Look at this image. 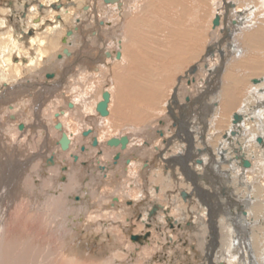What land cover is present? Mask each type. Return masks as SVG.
I'll return each mask as SVG.
<instances>
[{
	"label": "bare ground",
	"instance_id": "bare-ground-1",
	"mask_svg": "<svg viewBox=\"0 0 264 264\" xmlns=\"http://www.w3.org/2000/svg\"><path fill=\"white\" fill-rule=\"evenodd\" d=\"M50 1L45 0L44 3L41 1L44 7L43 15L37 14L36 9L32 10L34 13L30 16V22L35 19L37 22L35 24L38 25L44 21ZM112 1L58 0L56 4L53 3L55 5H50L62 18L60 20L56 15V21L62 24L65 17L74 11L72 15L75 17H68L74 21L73 29L65 33L63 29L59 30V23L56 27L51 26L45 30L42 27L44 31L40 30V33L29 38L25 45L26 42L18 41L17 37L13 36L9 41H5L0 36V85L3 81L11 82L6 83L3 90L12 84L29 79V76L34 74L32 72L39 69V65L47 64L48 60L50 62L60 50L68 49L69 53L63 58L71 57L74 47L77 49L76 46L80 47L79 51L83 50L86 54L83 59L84 67H78L74 74H68L69 63L64 69L61 67L65 64L56 61L52 62L51 67L42 68L45 73L48 71L51 73L46 75L50 81L45 79L40 81L36 76L29 79L30 84L34 81L39 82V86L45 87L44 89L50 86L52 91L49 95H45V92H36L39 94L36 95L32 91L30 93L34 101L15 94L2 96L0 92V131L6 125L16 127V134L9 133L11 138L5 135L11 146H16L14 142L16 139L17 143H23L24 140L25 144L29 143L27 139L31 131L25 124L30 121L23 109H29V103L33 110H41L42 107L44 110L51 104L46 113L43 111L50 123L42 121L43 131L35 132V137L30 138L31 146L28 150L31 152L30 157L24 158L29 161L33 157L38 159L33 167L38 173H42L44 185L40 187L30 183L28 188L19 189L21 184L19 171L21 169L22 172L25 171L26 166H20L21 161L14 156L11 161L16 162L15 169L18 174L14 177L12 175V180L6 181L3 170L6 167L10 168L8 157L0 161V264H75L77 259L69 257L70 250L66 246L64 233L70 226L69 198L71 201L73 193L77 192L78 186L85 180L82 186L86 185L88 189L94 186L98 188L97 191L103 189V198L115 197L119 202L123 199V193L119 197L113 196L117 193L113 189L127 192L132 198V204L124 210L129 211L133 218L134 231L144 230L147 213L153 204L156 208L151 211L150 217H147V221L151 223L150 232L154 229L152 223L154 219L163 222L164 226L167 224V217L173 222L172 228H176L171 233L160 230L162 236L155 237L162 245L170 241L169 251L167 247L157 248L155 245L153 248L146 247L147 244L142 242V246L138 247L141 256L151 255L157 250L156 257L162 259L161 261L165 260L164 264L170 263L168 260L173 253L171 246L179 247L178 239L183 241L188 239L189 245L194 241L192 246L197 248L193 249L194 255L198 249H203V252L205 249L208 250L211 255L209 264H264V0H193L195 3L190 0L191 5L187 3L182 7L179 0ZM84 5L88 6L87 11L78 10L81 17L76 16L75 8ZM71 7L74 10L71 11ZM163 7L165 12L169 10L170 13L182 12L177 15L175 12L169 15L162 14ZM188 7L195 13L189 22L193 24L190 27L183 26L187 20L182 23L180 19V14L184 18L187 17ZM155 14L159 18H156ZM216 16L219 21L214 25L213 20ZM124 19L129 20L123 27ZM41 25L43 26V23ZM118 29L125 32L117 33ZM75 40H78L77 43ZM205 49L207 53L204 52ZM90 51H93L95 58H90ZM117 53H120L119 57ZM146 53L157 56L161 53L163 56L161 70H155L157 71L155 82L148 80L146 75L147 68L144 67L146 61L144 62L141 57ZM183 61L194 64L179 78L177 77L175 92L179 89L185 101L193 104L192 99L198 97L207 85L213 82V88L210 90L211 95L202 94L204 100L200 103L197 101L194 107V112L196 109L197 112L189 122L192 123L191 128L195 135L187 141L188 148L180 145L169 158L174 160V156L178 154L183 156L191 149V152H196V157L201 159V163L196 166L197 158L192 160L191 154L188 160L193 166L189 167L195 173L191 177L184 176V179L180 177L179 184L172 183L168 172L165 175L159 166L155 171L148 172L142 184L139 180L140 175L137 177L136 173L140 172V166L144 161L148 165L151 157L149 155L153 154L154 150L161 151V145L155 143V138L160 136L159 133L162 132L163 139L167 137V125L159 116L165 118L163 110L170 108L166 97L174 80L167 84L164 73L169 72L168 67L182 72ZM67 91L70 92L69 96L66 94ZM104 92L109 94L106 115L97 109L98 103L103 100ZM53 97L56 99L52 100ZM176 112L178 116L179 113ZM207 113L210 117L209 122L206 120ZM155 116L159 117L156 122L165 125L163 128L153 122ZM176 122V125L178 122L181 123L180 116ZM30 123L33 127L32 120ZM56 123L61 124L60 128L56 127ZM88 127H91V133L83 136L82 132ZM32 130H35V126ZM62 134L70 141L65 150L59 143ZM19 135L25 137L17 138ZM123 137L127 138L124 146L120 142ZM35 138L39 140L37 143L34 142ZM93 138L96 141L93 142L95 145L91 144ZM115 138L119 140L117 145L107 143L108 140ZM190 141L196 143L192 148ZM24 143L18 145L23 146ZM229 145H233L235 153ZM51 157L53 162L48 163L49 167L46 170L39 168L40 164L44 165ZM239 159L243 161L242 166L247 169L239 166ZM244 160L248 161L249 166L244 164ZM208 174L211 177L218 174L222 178V181L219 180L222 185L230 186L227 190L232 201H236L235 208L239 202L243 203L242 209L239 208L237 211L235 208L230 211L227 206L224 210L218 208L220 215L216 217L219 221L217 226L214 224L210 209L212 206L213 209L221 207L225 203L217 196L215 188L213 192L205 190V185L210 187V184H214V181L211 183L208 181L210 178ZM14 178H18L17 181L14 182ZM108 178H111L110 182ZM59 179L67 181L60 183ZM196 181L198 182L195 183ZM38 189L41 190L42 203L39 202L36 193ZM164 191L169 195L165 196ZM180 191H183L180 194L182 198L189 194L185 199H191L195 192L199 197L200 203L194 201L190 208L192 210L190 221L195 227L193 230L178 227L180 221L186 217V215L183 217L185 206L179 198ZM84 192L86 193L85 189ZM86 196L85 199L82 198L83 204L89 206L90 195ZM80 199L79 196L76 200ZM149 203L151 204L146 207ZM201 203L204 204L203 208H200ZM16 204H19L16 207L19 211H16L17 215L24 212L25 225L28 221L32 224L39 221L44 229L51 230L59 236L58 253H54L50 242L42 245L35 241L36 238L32 234L11 233L13 231L6 223V219ZM77 205L80 209L85 206L79 202ZM74 209L78 211L77 206ZM242 210H245L246 214L239 216L238 212L241 213ZM15 213L14 223L18 219ZM140 213H143L142 220L136 219V215ZM81 225L79 224V228ZM23 227L22 230H25V226ZM206 236L208 247H205ZM197 254L201 259L202 252L200 255ZM110 256L121 257L115 251H112ZM141 256L137 264L144 262Z\"/></svg>",
	"mask_w": 264,
	"mask_h": 264
},
{
	"label": "rangeland",
	"instance_id": "rangeland-1",
	"mask_svg": "<svg viewBox=\"0 0 264 264\" xmlns=\"http://www.w3.org/2000/svg\"><path fill=\"white\" fill-rule=\"evenodd\" d=\"M25 1V0H24ZM24 1L22 2V4H21V6L23 7V4H24ZM33 1V2H32ZM36 2H34V0H26L25 2H26V4H25V9H27V3L29 2L30 3V5L28 6V9H27V17L25 18V20H24V17H22V16H20V18L19 19H21V21H20V24L22 25V30H26V28H25V25H26V27L27 26H29L31 23H33V24H35V23H37L36 22V20H34V21H32V22H29L30 20V16H31V14H33L34 12H32V10H35L36 9V13H38V14H40L39 12H40V10H39V4L40 3H38V0H35ZM40 1V0H39ZM43 3H44V1L45 0H41ZM183 1V2H182ZM193 1V0H192ZM9 2V0H0V20L1 19H4V20H1L0 21V36H1V39L3 40H5V41H9L10 39H11V37H13L14 36V38L15 37H17V34L18 35H20L21 37H23V39L22 40H20V39H18V41H20V42H22V43H24V42H26V43H24V45L25 44H27V41H28V38L24 35V34H20V33H16L14 30V23H15V16H14V14H15V12H18V11H14L15 9H13V7L11 8V5H13V4H9L8 3ZM56 2H58V0H51L50 2H49V4L50 3H55L56 4ZM185 2V3H184ZM183 3V4H182ZM187 3L188 4H192L191 3V1L189 0H179V4H181V7L183 6V5H187ZM193 3H195L194 1H193ZM36 4H38L37 6H36ZM68 6H69V4H68ZM4 7V8H3ZM21 7V8H22ZM83 8L84 7H77V8H75V10H76V12H75V14H76V16H80L81 17V11H83ZM164 8L165 7H163L162 8V14H167V15H169V14H173L174 12L176 13V15L177 14H179V13H181L182 11H179V12H177V11H173L172 13H170V10L169 11H166L165 12V10H164ZM190 7H188L187 8V13H188V15H187V17L186 18H184L181 14H180V19L182 20V23H183V21L184 20H187V21H185L184 22V24H183V26H188V27H190L191 25H193L192 23H189L190 21H191V19H192V17L194 16V10L193 9H189ZM3 11H2V10ZM81 9V10H80ZM13 10V11H12ZM70 10L72 11V10H74V8H70ZM80 12H79V11ZM192 10H193V12H192ZM7 11V12H6ZM55 12V13H54ZM58 12V11H57ZM70 12V11H69ZM78 12V13H77ZM191 12V13H190ZM6 13V14H5ZM186 13V14H187ZM194 13V14H193ZM9 14H12V16H11V18H12V20H10V17H9ZM42 15H43V13H41ZM55 14H56V10L55 9H52L51 8V6L50 5H48V13H46V15H45V19H43L44 21H42L41 23H38V25L37 24H35V25H37V27L35 26V25H33V24H31V28H34L35 30H36V32L35 33H40V30L42 31L43 29L45 30V29H48V28H50V26L51 25H54L53 23L54 22H57L56 21V19H55ZM59 13H57V15H58ZM72 14H74V11H72ZM72 14H70L69 13V16H67V17H65V19H64V23L62 22V24H60L59 22H57V23H59V30H65L66 29V27H67V25H68V28L67 29H70L72 26H73V22L74 21H71L68 17H72V18H74L75 17V15H72ZM190 15H192V16H190ZM62 16H64V15H62ZM74 16V17H73ZM2 17V18H1ZM70 17V18H71ZM155 17L156 18H159L158 17V15L156 16V14H155ZM49 19V21H47ZM129 19H124L123 20V27L125 26V24L127 23V21H128ZM189 20V21H188ZM43 23V26L41 25ZM90 23V22H89ZM187 24V25H186ZM3 25V26H2ZM43 27V29H41ZM56 27V26H55ZM23 28H25V29H23ZM5 29V30H4ZM39 30V31H38ZM43 30V31H44ZM53 31H55L54 29H52ZM51 30V31H52ZM5 31L6 32H8V33H5ZM118 31H119V33L120 32H125V30H123L122 31V29H118V30H116V32L118 33ZM10 33V34H9ZM85 33H87L86 31H85ZM89 34H91V33H89ZM9 36V39H7L8 38V36ZM11 35V36H10ZM92 36V35H91ZM32 37H34V36H32ZM78 41V40H77ZM77 41L75 40V42L77 43ZM7 43H10V42H7ZM64 46V45H63ZM208 49V48H207ZM207 49H205V53H207ZM62 53V50H60L58 53H56V55H55V57H52L51 58V60H50V62H49V60L46 62L47 64H41V65H39L40 67H39V69L37 70H32L33 72L32 73H34V74H32V75H30L29 76V79H31V78H34L35 76L38 78V79H40V80H42V79H45L46 78V76H45V74H47V73H45L46 71H44L42 68L43 67H45V66H49V67H51L52 66V62H56V61H63V56H59V54H61ZM6 54V53H5ZM7 57V56H6ZM69 57V56H68ZM141 57L143 58V60H144V62H145V64H144V67H145V69H146V75H147V78H148V80H150L151 82H155L157 79V71H159V70H161V68H162V65H163V61H162V59H163V56H162V54L160 53V55H151V53H146V54H144V55H141ZM144 57H146V58H144ZM160 57V58H159ZM67 58V57H66ZM160 59V60H159ZM13 60V59H12ZM68 60V59H67ZM157 60V61H156ZM151 63H150V62ZM66 62V61H65ZM185 61H183V63H184ZM191 63V62H190ZM190 63H184L183 64V71L182 72H179V71H175V69L173 68V67H168L167 69L169 70V72L168 73H164V75L166 76L165 78H166V83L168 84V83H172L173 82V80H174V83H172V85H170V92H169V95L166 97L168 100V102L167 103H169L168 104V106H172L171 107V109H170V111H168V109L169 108H166L165 110H163V112H164V114H165V118L166 119H164V120H168V123H166V124H168V127H170V131L171 130H175L177 127H180L182 130H180V133H179V137L177 138V140L175 141H173V143L174 144H170V148L172 149L170 152L169 151H167L163 146H164V142H162V141H166L165 139H163L162 138V136H158V134L156 135V136H158V137H156L155 138V143L156 144H158V145H161L160 146V149H161V151H159V152H161V154L162 155H164V156H170L171 155V153H172V151L174 152L175 150H178V147L180 146V145H184L185 146V148H188V144H187V139L189 138H191V137H193L194 135H195V133H193V132H190V130L192 129L191 128V124L192 123H190L189 122V120L191 121L192 119V117H194V115H195V113L197 112V109H196V112H194V107L196 106V103H197V101H199V103L200 102H202L203 100H204V96L202 95V94H204V95H206V96H210L211 95V89L213 88V86H212V83H210L209 85H207L206 86V88L201 92V94H199L198 95V97H195V98H193L192 100H194V103L193 104H190L189 103V101H185V98L181 95V93H180V90L179 89H176V92L174 91L175 90V88L177 87V84H178V79H177V77L179 78V76H181L185 71H187L189 68H190V66L192 67V65L194 64L193 62L190 64ZM162 64V65H161ZM188 64V65H187ZM158 66V67H157ZM155 70H157V71H155ZM177 72V73H176ZM44 74V75H43ZM176 76V77H173V76ZM42 76H44V77H42ZM170 77V78H169ZM169 78V79H168ZM12 82H13V80H12ZM251 82H253V80L251 81ZM4 83H11V82H7V81H3L2 83H1V85L3 86V85H5ZM1 85H0V88H1ZM189 86V85H188ZM70 88H72L73 89V86H71ZM177 94H175V93ZM204 92V93H203ZM211 92V93H210ZM61 93H63V92H61ZM69 93L70 92H66V94L69 96ZM207 93V94H206ZM173 94V95H172ZM174 94H175V96H174ZM55 97V96H54ZM52 98V100H55L56 98ZM179 100H181V101H179ZM196 101V102H195ZM180 102V103H179ZM40 103V102H39ZM41 103H42V101H41ZM182 103V104H181ZM174 104H176V105H174ZM48 105V104H47ZM46 105V106H47ZM45 106V107H46ZM51 106V104L49 105V106H47L46 107V109L47 108H49ZM44 107V108H45ZM174 107V108H173ZM30 108L33 110V108L32 107H30V103H29V109H23V111H24V113H25V115L28 117V119H29V121L31 122V120L33 121V127L35 126V130H32V125H31V123L30 122H28V124L26 123L25 125H27V127H28V129L31 131V133L29 134L30 135V137H29V139H27V141H29V143H31L30 142V140L32 139V136H34L35 137V132H37L38 131V133H41L42 131H43V124H42V121L43 122H48V124L50 123V121H47V119L45 118V113L47 112V110L46 109H44V110H42L43 109V107L41 108V110H36V111H34V112H30ZM178 111V113H179V115L178 116H181V123H179L178 122V124H180L179 126H171V125H169L170 124V122H174V121H176V120H178V116L176 115V111ZM45 113H44V112ZM201 111V110H200ZM43 112V113H42ZM161 114V113H160ZM191 114V115H190ZM167 115V116H166ZM25 116V117H26ZM158 116H155V119L153 118V122H156V120H158L159 119V117L162 119V117H161V115L157 118ZM207 118L208 119H206L208 122H209V113H207ZM163 120V121H164ZM57 124V123H56ZM55 124V125H56ZM88 124L90 125V123L88 122ZM155 124H160V126H162V127H164V125H163V123L161 124L160 122H156ZM165 124V125H166ZM9 125V124H8ZM22 124H19V126H21ZM18 126V127H19ZM88 128H90V127H88ZM186 129H187V131H186ZM190 129V130H189ZM11 130V131H10ZM16 127H7V125L5 126V128H2L1 129V131H0V161L2 162V160L4 159L5 160V158L6 157H8V160H9V162H8V166L10 167V168H8V167H6V169H4L3 171H4V174H5V177L4 178H6V181H10V180H12V175H13V177L15 176V175H17L18 174V172H17V170L15 169V164H16V162H14V161H11L13 158H14V156L15 157H18L17 159L19 160V161H21L20 162V166H26L25 167V171H23L22 172V169L19 171L20 172V182H21V184L19 185L20 186V188L19 189H21V188H23V189H25V188H28V186L30 185V183H33L34 184V186L36 185V186H40V187H42L43 185H44V178L42 177V173H38V171L35 169V167H33V165L35 164V161L36 160H38V159H34V157L32 158V160L31 161H29V160H25L24 158L25 157H30V153L31 152H29L28 150H29V147L31 146L28 142H26V144L24 143V141H23V143H24V145L22 146V145H18V143H21V144H23L22 142H16L17 141V139H16V141H14L15 143H16V146H11V144H9V141H7V138H8V136L10 137L11 135V133L12 132H15V134H16ZM10 133V134H9ZM185 133H187V134H185ZM206 133V132H205ZM5 135H7V138H6V136ZM21 136H24L25 137V135H19V136H16L17 138L19 137V138H24V137H21ZM37 137V136H36ZM11 138V137H10ZM31 138V139H30ZM162 139V140H161ZM200 139V138H199ZM13 140H15V139H13ZM37 138H35L34 139V142H36L37 143ZM161 140V141H160ZM39 141V140H38ZM157 141V142H156ZM159 141V142H158ZM209 142V141H208ZM160 143V144H159ZM194 144H196L195 142H194ZM232 147V150H233V152L235 153V148L233 147V145L232 146H230L229 145V148H231ZM3 148V149H2ZM24 148H26V149H24ZM163 148V149H162ZM156 149V148H155ZM180 149V148H179ZM2 150V151H1ZM8 150V151H7ZM12 150V151H11ZM53 151H55L54 149H53ZM57 153V152H56ZM184 155V154H183ZM3 156V157H2ZM160 156V157H159ZM156 155V157L154 156V160H153V162H157V160L159 161L160 160V158H161V155ZM185 156V155H184ZM183 156V157H184ZM197 156V154H196V152H193L192 153V160H194L195 158H197L196 157ZM10 158V159H9ZM38 158V157H37ZM194 158V159H193ZM28 159V158H27ZM23 160H25V162L23 161ZM23 161V162H22ZM239 166L241 167V168H243V169H247V168H245V167H243L242 166V163H243V161H241L240 159H239ZM11 162H12V164H11ZM39 162V161H38ZM164 162H166V163H171V164H173V166H171V167H169L168 168V171H171L172 170V168H174V169H176V171H178V175L181 177V178H185V177H187V176H192V174H188V169L187 168H184L183 166H182V158L179 156V155H177L176 157H175V160H171L170 158H167L166 159V161H164ZM163 162V165L165 164ZM173 162V163H172ZM22 163V164H21ZM27 163H28V165H27ZM32 165H31V164ZM190 163V166H193V165H191L192 163L190 162V160H188V164ZM0 165H1V163H0ZM195 165V164H194ZM200 164L199 163H196V166H199ZM47 167H49V165H47L46 163H44V165L42 164V166H41V164H40V166H39V168H41V169H45L46 170V168ZM153 168H155V167H153ZM159 168V167H158ZM182 168V169H181ZM8 169V170H7ZM155 169H157V167L155 168ZM186 169V170H185ZM35 170V171H34ZM185 170V171H184ZM8 171V172H7ZM32 173H31V172ZM180 171V172H179ZM7 172V173H6ZM17 172V173H16ZM140 172H141V170H140ZM138 172V173H136V175H137V177H139V175H140V177H139V180H140V182L143 184V182L146 180V176L144 175L143 176V172ZM172 173V172H171ZM24 176H23V175ZM10 175V176H9ZM35 175V176H34ZM210 174H208V178H209V182L211 183L212 181H214V184L212 185V184H210V187L209 186H206L205 185V190L207 189V191H211V192H213V190H215L216 189V192H217V196L218 197H221V199L222 200H224V203L226 204H223L221 207L219 206V207H217V208H214L213 209V206H212V208L210 209V212L211 213H213L212 214V217H213V221H214V224L217 226L218 225V219H216V217H218L219 215H220V213H218L219 211H217L218 210V208H222V210H224V207H226L227 206V208L230 210V211H232V210H234V208H235V202L236 201H232V197H231V194L228 192V190L227 189H229V185H222V183L220 182V181H222V178L221 177H219V175L218 174H214V176L213 177H211V176H209ZM38 176V177H37ZM185 176V177H184ZM142 178H144V179H142ZM17 179L18 178H14L13 180H14V182L15 181H17ZM67 179V178H66ZM61 180V179H59V181L58 182H60V183H65L67 180ZM196 179H197V176H196ZM220 180V181H219ZM84 182H86V181H82V183L78 186V190H77V192H75V193H77V194H75V193H73V196L71 197V201H70V198H69V202H68V206L70 207V209L72 210H68V214H69V223H70V226H68L67 227V229H66V231H65V233H64V239H65V241H66V246H67V248L70 250L69 251V257L70 258H76L77 259V262L75 263V264H137L138 263V260L140 259V256H141V254L139 253V255L137 256L138 258H135L134 259V257H130V256H128V253H129V250L132 248V247H135V246H142V244L141 243H136V245H135V242H133V241H131L130 239H129V236L132 234V233H140V232H143V231H140V232H138V230H135L134 231V228H133V232L129 235V236H127V235H125L124 234V232L119 228V229H117V227H115L116 225H112L110 222H111V220H114L113 218H108L107 220H105L106 218L105 217H103L102 216V213L104 212V211H106L107 209H106V207H104L105 205L104 204H106V205H108V206H110V201L111 200H108L107 198H103L104 196H103V191H97L98 190V188H95L94 186L92 187L91 186V188L90 189H88V187H86V185H84V186H82L83 184H84ZM198 182V181H197ZM215 182H217L216 184H215ZM38 184V185H37ZM75 185H76V182H75ZM74 185V186H75ZM24 186V187H23ZM82 186V187H81ZM191 186V185H190ZM243 186V185H242ZM79 187H81V188H79ZM86 190V193L84 192V189ZM95 188V190H93ZM104 188V187H103ZM215 188V189H214ZM77 189V188H76ZM231 190V189H230ZM90 191H92V192H90ZM95 191V192H94ZM96 191H97V193H96ZM113 191H115V193L117 192V194H112L113 196H120V195H122V193H123V201H125V200H128V198H129V200H132V198H130V196L129 195H127V192L125 191V190H122V192H121V190H120V192H119V190L118 189H113ZM81 192V193H80ZM88 192V193H87ZM99 192V193H98ZM181 192L182 191H180V193H179V198L181 199V202L183 203V205L185 206V208H184V214H183V217H185V215H186V217L183 219V220H181L180 221V225H184L185 223H186V220H191L192 219V214H191V212H192V210H190V208H192V204H193V202L194 201H198V195H197V193L195 192V194L192 196V198L190 199V200H184V198H182L181 197ZM36 193L38 194V198H39V202L40 203H42L43 201V198L41 199V190L40 189H38V191H36ZM91 193H93V195L91 194ZM94 193H96V194H94ZM86 194H88V195H90L89 196V201H90V204L91 205H85V204H83V200L85 199V197H87L86 196ZM75 195H79L80 197H81V199L82 198H84V199H80L79 201L78 200H76V198H74V196ZM96 195H98V196H100L99 198H98V196H96ZM169 194L168 193H166L165 194V196H168ZM93 196V197H92ZM95 196H96V198H95ZM211 197L213 198L211 201L213 202V200H214V195L212 194L211 195ZM224 198V199H223ZM98 199V200H97ZM99 199H101V200H99ZM228 199V200H227ZM106 200H108V201H106ZM106 201V203H104ZM115 201H116V199H115ZM153 201V200H152ZM152 201H151V203H152ZM191 201H192V203H191ZM81 203L83 206V208L82 209H80L79 208V205H77V203ZM199 202V201H198ZM151 203H149V204H147L146 205V207L148 206V205H150ZM187 203H191L190 205H188ZM200 203V202H199ZM242 202H239L238 204H237V208H235V211H237L239 208L240 209H242ZM19 204H16L15 205V207H13L10 211H9V214H8V218L6 219L7 220V222L6 223H8V225L11 227V230L13 231V232H11V233H13V234H16V232H17V234H22V235H27L28 233L29 234H32V235H34L35 236V238H36V242H38V243H40V244H42V245H46L47 243H51V245H52V248H54V253L56 254V253H58V247L57 246H59L58 245V235L57 234H55L54 232H52L51 230H48V229H44V227H42L41 226V224H40V222L39 221H35L34 222V224H32V223H30V221H28V223H27V225H25L24 224V218H25V216H24V212H22V213H18V215H17V212L16 211H18L17 210V206H18ZM201 207L200 208H203L204 207V204H199ZM76 206H77V208H78V211H75V209L74 208H76ZM88 206V207H87ZM140 206H141V204H140ZM93 207V208H92ZM97 208V209H96ZM199 208V209H200ZM206 208H207V206H206ZM162 209V208H161ZM124 211H127V210H123L122 209V211L120 210L119 211V213H118V211H117V216L119 217V215L118 214H120V215H122V213L124 212ZM16 212V213H15ZM19 212V211H18ZM122 212V213H121ZM14 213L17 215V222L16 223H14L13 222V220H14V218H15V215H14ZM135 213V212H134ZM242 213V214H241ZM238 212V214H239V216H243L244 214H246V211L244 210H242V212ZM115 214V215H116ZM125 214H126V212H125ZM124 215V214H123ZM122 215V216H123ZM129 215V214H128ZM127 214H126V216L125 217H127L128 216ZM135 215V214H134ZM130 216V215H129ZM153 216H155V215H153ZM79 217V218H78ZM207 219H209V216H207ZM75 220V221H74ZM208 221V220H207ZM76 222H78V223H76ZM80 222V223H79ZM146 222H148V221H146ZM191 222V221H190ZM216 222H217V224H216ZM149 223V222H148ZM153 231L152 232H148V234L150 235V237H149V240L147 241V242H145L147 245H146V247H154L153 245H155L157 248L158 247H167V249H168V251H169V244L167 243L168 241H166V243L164 244V245H162V243L159 241V239L157 240V239H155V237H157V236H162L161 235V232H160V230H166V231H168L169 233H171L172 232V230L174 229V228H176V227H174V228H171V225L170 224H166V226H164L165 224L163 223V222H158L157 221V219H154L153 220ZM212 223V222H211ZM79 224H82L81 226H80V228H79ZM12 225V226H11ZM213 226L212 225V227H216V226ZM23 226H25V230H22L24 227ZM75 226V227H74ZM176 226V225H175ZM73 228V229H72ZM185 228V230H193L195 227H194V225H192L191 223L188 225V227H184ZM216 228H218V227H216ZM144 229H145V224H144ZM152 229V228H151ZM70 230V231H69ZM73 230V231H72ZM32 231H34L33 233H32ZM77 233H76V232ZM90 231V232H89ZM51 232V233H50ZM35 233H36V235H35ZM126 233V232H125ZM28 234V235H29ZM75 234H77V236L75 235ZM151 238V239H150ZM162 238V237H161ZM160 238V239H161ZM207 239H208V236H206L205 237V240H206V244H205V247H208V245H209V242L207 241ZM157 240V241H156ZM162 240V239H161ZM156 241V242H155ZM164 242V241H163ZM192 243L191 244H193L194 245V241H191ZM129 243H130V245H129ZM158 243H160V244H158ZM132 244H134V245H132ZM221 246V245H220ZM190 247H191V245H189V242H188V244H187V246H185V248H183V247H176V249H175V246H171V250L173 251L174 249H175V251H182V249H186V250H188L187 248H189V252H191L190 251ZM178 248V249H177ZM199 250V249H198ZM205 250H207V249H205ZM53 251V250H52ZM112 251H115V252H117L118 254H120L121 255V257H111L110 256V254H111V252ZM156 253H157V250L156 251H154L153 252V254H151V255H145V254H143V256H141V260H144V262L142 263V264H164V261L165 260H163V261H160L159 259H158V257H156ZM206 253H209V252H206ZM196 254V253H195ZM175 255V254H174ZM177 255H178V253L176 252V255H175V260H174V262L172 261V259H170V261H172L174 264H176L177 263V260L178 259H176V257H177ZM122 256H124V257H122ZM197 256V262H195V264H199V260H201L200 258H198L199 256L198 255H196ZM147 257V258H146ZM205 257V256H204ZM189 258H191V257H189ZM156 259V260H155ZM183 259V257L181 258V260ZM189 260H191V259H189ZM188 260V261H189ZM212 260H213V258H212ZM202 261V260H201ZM205 261H206V258H205ZM154 262V263H153ZM214 263H216L215 261H214ZM74 264V263H73ZM179 264V263H178ZM182 264H185V263H182Z\"/></svg>",
	"mask_w": 264,
	"mask_h": 264
},
{
	"label": "crops",
	"instance_id": "crops-1",
	"mask_svg": "<svg viewBox=\"0 0 264 264\" xmlns=\"http://www.w3.org/2000/svg\"><path fill=\"white\" fill-rule=\"evenodd\" d=\"M22 2L24 1V0H21ZM39 2H41V0L39 1ZM21 2H19V1H17L16 3H15V6H13V9H15L14 11H18L19 12V9H21ZM13 11V10H12ZM38 14V13H37ZM37 14L35 15V16H37ZM46 15V14H45ZM45 15H44V17H45ZM56 15H57V13L55 14V17H56ZM45 19V18H44ZM31 20V19H30ZM35 20V19H34ZM34 20H32V21H34ZM49 20V19H48ZM30 22V21H29ZM58 22V21H57ZM57 22H54V25H51V26H53V27H55V26H57L58 25V23ZM31 24H33V23H31ZM33 25H35V24H33ZM36 26V25H35ZM50 26V27H51ZM37 27V26H36ZM68 28V25H67V27H66V29L64 30V31H66V30H68L67 29ZM39 31V30H38ZM46 32V31H45ZM47 33V32H46ZM36 35V33L33 35V36H35ZM17 38L18 39H20V40H22L23 39V37H21L20 35H18L17 34ZM77 47V49L74 47V49H73V51H74V53H73V55H71V57H65V58H62L63 59V61L62 62H60V64L62 63H64L65 64V66H63V67H61V68H66L67 66V63H69L68 65H69V75H71V74H74V71L78 68V67H84L83 65V59H84V57H85V53H84V51L82 52V51H79V49H80V47L79 46H76ZM80 52H82L81 54H80ZM84 53V54H83ZM79 54V55H78ZM94 54H93V51H90L89 52V56H90V58L91 59H93V58H95L94 56H93ZM79 57V58H78ZM81 57V58H80ZM78 58V59H77ZM68 59V60H67ZM66 61V62H65ZM73 61H76V62H73ZM81 61V62H80ZM52 71H53V69H51ZM71 72V73H70ZM73 72V73H72ZM47 74H51L49 71L47 72ZM46 74V75H47ZM56 79H58V78H56ZM56 79H54V80H56ZM30 80L29 79H26V80H24V81H22L21 83H16V84H12L10 87H8L7 89H6V93L3 95V96H5V95H9V94H15V95H21V96H25L26 98H28V99H32V100H34L35 101V99H34V97L32 96V94L30 93V92H34L33 94H36V95H39L38 93H36V92H41V93H44L45 92V95H49V94H51V91H52V88L50 87V86H47L46 87V89H44L45 87H40L39 86V82H36V81H34L33 83H34V85H33V83H31L30 84V82H29ZM40 81H43V80H40ZM45 81H50V78L48 79V78H45ZM30 94V95H29ZM169 109H171V107L169 108ZM34 111H36V110H32V112H34ZM170 111V110H169ZM181 117V116H180ZM167 118V117H166ZM166 118H162L161 120H164V119H166ZM168 119V118H167ZM182 119V118H181ZM169 120V119H168ZM168 120H164V124H166V123H168L167 121ZM174 123H177L176 121H174V122H170V124L169 125H173V126H179L178 124L176 125V124H174ZM167 125V130H166V132H167V134H166V138H165V140H167V142H164L165 144H164V148L167 150V151H171L172 149L170 148V144H174L173 143V141L175 140H177V138L179 137V133H180V130H182V129H180V127H177L175 130H171L170 131V127H168V124H166ZM165 126V125H164ZM163 128V127H162ZM186 131H187V129H186ZM193 132V129H191L190 130V132ZM171 135H170V134ZM170 136V137H169ZM192 138V137H191ZM190 138V139H191ZM189 138L187 139V141H189L190 140ZM145 144V146L147 147V145H146V143H144ZM190 145H191V148L193 147V145H194V142L193 141H190ZM151 149H152V147H151ZM170 149V150H169ZM172 153H174L173 151H172ZM172 153H171V155H172ZM187 154H184L183 156L182 155H179L178 153V155L182 158V162L183 163H181V164H183L184 165V168H187L188 169V174H192V175H194V173H195V171L194 170H192V169H190V165L188 164V159L189 158H191L190 156H191V154L193 153V152H191V149L190 150H188L187 152H186ZM155 155H161V152H157V151H155L154 150V153L153 154H151V155H149V161H148V165H146V161H144V163H143V165H142V168H141V166H140V169H144L143 170V174L145 175V176H147L149 173H151V172H153V171H155L156 169V167H157V169H158V166L160 167V169L161 170H163L165 173V175H167V172H168V174H169V176H170V180H171V182L172 183H174V184H179V181H181L180 180V176L178 175V171H176V169H174V168H172V170L171 171H168V168L169 167H171V166H173V164H171V163H166V162H164V161H166V160H164L165 159V157L166 156H164V155H161V158H160V161H159V163H158V160H157V162H153V160H154V156ZM170 155V156H171ZM189 155V156H188ZM170 156H167L166 157V159L167 158H169ZM177 156V155H176ZM176 156H174L173 158H174V160H175V157ZM187 156V157H186ZM153 157V158H152ZM156 157V156H155ZM164 158V159H163ZM171 159V158H170ZM185 159V160H184ZM187 159V160H186ZM185 161V162H184ZM187 161V162H186ZM163 162L165 163L164 165H163ZM185 164H187V165H185ZM125 166H126V164H125ZM150 166H151V168H150ZM148 167V168H147ZM153 167H155V168H153ZM148 169V170H147ZM186 170V169H185ZM150 171V172H149ZM149 172V173H148ZM172 172V173H171ZM176 173V174H175ZM178 176V177H177ZM179 179V180H178ZM109 182H110V180H111V178H108L107 179ZM106 180V181H107ZM195 180H196V178H195ZM86 181V180H85ZM105 181V182H106ZM195 183H197V181L195 182ZM194 183V184H195ZM103 185H105V183H103ZM157 187H155V189H156ZM102 191H103V189H102ZM166 193H168L167 191H164V195L166 194ZM173 193V192H172ZM117 194V193H116ZM175 195V194H174ZM106 198V197H105ZM114 198V197H113ZM129 199V198H128ZM108 200H111V199H108ZM108 200H106V201H108ZM106 201L104 202V203H106ZM148 201H146V203H147ZM191 203H192V201H191ZM191 203H187L188 205H190ZM121 204V202L119 203H117L116 205H112V204H110V206H108V205H106V204H104L105 206L104 207H106V211H104L103 213H102V216L103 217H105L106 219L105 220H107L108 218H113V219H115V218H118V219H122V220H126V218L129 216H127V217H125L126 215H125V212H126V214H129V211H125V212H123L122 213V215H119V217L117 216V215H115L116 213H117V211H115V210H118V213H119V211L120 210H124V208L125 207H130L129 205H127L126 203L123 205V207H122V205H120ZM120 205V206H119ZM154 205V204H153ZM152 205V206H153ZM152 208V207H151ZM128 212V213H127ZM133 248V247H132ZM131 248V249H132ZM140 248V247H139ZM130 249V250H131ZM130 250H129V253H128V256H130V257H134V259L135 258H138L137 256L139 255V250H137L135 253H130ZM136 260V259H135Z\"/></svg>",
	"mask_w": 264,
	"mask_h": 264
},
{
	"label": "flooded vegetation",
	"instance_id": "flooded-vegetation-1",
	"mask_svg": "<svg viewBox=\"0 0 264 264\" xmlns=\"http://www.w3.org/2000/svg\"><path fill=\"white\" fill-rule=\"evenodd\" d=\"M17 1H19V2H21V4H22V1L21 0H9V4H13V5H11V8L13 7V6H15V3L17 2ZM26 1V0H25ZM24 1V5H23V7L21 8V9H19V12H15V14H14V16H15V25H14V31L17 33H20V34H24L28 39L29 38H31L34 34H35V32H36V30L34 29V28H31V24L29 25V26H27L26 27V25H25V28H26V30H22V25L20 24V21H21V19H19L20 18V16H22L23 17V14H25V16H24V20H25V18L27 17V9H28V6L30 5V3L28 2L27 3V9H25V4H26V2ZM33 2V1H32ZM34 2H36L35 0H34ZM38 2H39V0H38ZM42 3V2H41ZM57 3V2H56ZM60 3V2H59ZM55 5V4H53V3H50V5ZM60 4H63V3H60ZM66 4V3H65ZM87 5H84L83 7V10L84 11H87V7H86ZM52 7V6H51ZM41 11L39 12L40 13V15H41V13H43L44 12V7L41 9V8H39ZM43 11V12H42ZM11 16H12V14H9V17H10V20H12V18H11ZM13 17V16H12ZM47 21H49V20H47ZM89 23V22H88ZM87 23V24H88ZM75 25V24H74ZM74 25L70 28V29H73V27H74ZM87 26V25H86ZM91 27V26H90ZM89 27V28H90ZM25 28H23V29H25ZM69 30V29H68ZM67 31V30H66ZM66 31H65V33H66ZM61 56H65L66 55V53L64 52V49L62 50V53L60 54ZM58 73V72H57ZM53 74V73H52ZM45 76H46V74H45ZM49 79V78H48ZM5 85H1V88H0V92H1V95L3 96L5 93H6V90H3V89H5V86H6V83H4ZM33 85H34V83H33ZM3 90V91H2ZM90 130H91V127L90 128H88L87 130H84L83 132H82V135L83 136H87V135H89L91 132H90ZM85 134V135H84ZM94 140H95V138H93L92 140H91V144L92 145H95L93 142H94ZM109 141V140H108ZM108 141H107V143H108ZM117 145V144H116ZM118 155V153L116 154V156ZM117 159H118V156L116 157ZM49 159V158H48ZM47 161V160H46ZM141 168H142V166H141ZM141 171H142V169H141ZM194 191V190H193ZM183 192V191H182ZM195 194V193H194ZM189 194H187V196H188ZM77 196V195H76ZM187 196L185 197V198H187ZM78 198H79V196H77ZM184 198V199H185ZM115 197L114 198H111V201H110V204H112V205H116L117 203H118V201H117V199H116V201H115ZM118 199H120V198H118ZM185 200H190V199H185ZM119 202H121V204L120 205H122V207H123V205L126 203L127 205H131L132 204V201L131 200H125L124 202H123V200L122 199H120L119 200ZM155 204H157V203H155ZM119 205V206H120ZM154 208H156V206H152V208H150L149 209V211H148V213H147V216H146V219H145V229H144V232H140V233H132L133 232V228H134V222L132 221L133 220V218L131 217V216H128L127 218H126V220H122V219H118V218H115L114 220H111V224L112 225H116L115 227H117V229H121L123 232H124V234L125 235H127V236H129L131 233V235L129 236V239L131 240V241H133V242H135V243H145V242H147L148 240H149V237H150V235L148 234V232H149V229H150V226H151V223H148V222H146L147 221V219L150 217V215H151V211H153V209ZM157 210V209H156ZM115 211H118V210H115ZM143 214V213H142ZM142 214L140 213V215H136V219H138V220H142ZM154 215V214H153ZM148 217V218H147ZM167 219V224H170L171 225V228H172V225H173V222H170L169 221V218L167 217L166 218ZM191 222H190V220L188 221V220H186V223L184 224V226H180V224L178 225V227L179 228H182V227H188V225L190 224ZM132 224V225H131ZM130 228V229H129ZM124 229V230H123ZM126 232V233H125ZM135 237V238H132V237ZM151 239V238H150ZM178 241V243L180 244V246L179 247H183V248H185V246H187V244H188V239H185L184 241L183 240H181V239H178L177 240ZM168 244H170V241L169 242H167ZM146 244V243H145ZM191 245V247H190V251L191 252H189L188 250H186V249H182V251H175V249L173 250V253L171 254V257L169 258V260L168 261H170V259H172V261L174 262V260H175V255H176V252L178 253V255H177V257H176V259H178L177 260V263L176 264H182V263H185V264H195V262H197L196 260H197V257H195L196 255H198L197 253H199V255H200V253L202 252V258H201V260H199V264H209V262H211V260H210V254L209 253H206L208 250H206L205 252H203V249H200V250H198L197 251V253H196V255H194V251H193V249H197V248H195V247H193L192 246V244H190ZM138 247L139 246H135V247H133L131 250H130V253L132 254V253H135L136 251H137V249H138ZM178 249V248H177ZM139 250V249H138ZM188 251V252H187ZM175 252V253H174ZM175 254V255H174ZM188 254V255H187ZM205 256V257H204ZM183 257V259L181 260V258ZM189 257H191V258H189ZM193 258V259H192ZM205 258H206V261H205ZM189 259H191V260H189ZM162 260V259H161ZM160 260V261H161ZM189 260V261H188ZM207 260H208V262H207ZM172 261H170V263H167V264H174ZM205 261V262H204Z\"/></svg>",
	"mask_w": 264,
	"mask_h": 264
},
{
	"label": "water",
	"instance_id": "water-1",
	"mask_svg": "<svg viewBox=\"0 0 264 264\" xmlns=\"http://www.w3.org/2000/svg\"><path fill=\"white\" fill-rule=\"evenodd\" d=\"M110 1H112V0H110ZM114 1V0H113ZM112 1V2H113ZM61 3V2H60ZM58 7V6H57ZM39 8H43V4L42 3H40L39 4ZM40 10V9H39ZM41 11V10H40ZM25 16V14H23V17ZM58 17V19H62L61 17H60V15H58L57 16ZM219 18L216 16L215 18H214V20H213V24L214 25H217L218 24V20ZM42 29V28H41ZM69 33V32H68ZM64 52L66 53V54H68L69 52H68V49H64ZM120 56V53H117V57H119ZM47 76H48V74H47ZM186 99H188V98H186ZM108 101H109V94H108V92H104V94H103V100L102 101H100L99 103H98V105H97V109H98V111L101 113V114H103V115H106L107 114V110H106V106H107V103H108ZM168 110H170V109H168ZM236 118H237V116H236ZM174 124H176V123H174ZM60 126H61V124L60 123H57L56 124V127L57 128H60ZM159 135L160 136H162V132H160L159 133ZM69 139L67 138V136L65 135V134H62V137H61V139L59 140V143H60V147L63 149V150H65V149H67L68 148V146H69ZM96 141H94V143H95ZM120 142H122V145L124 146L125 144H126V142H127V138L126 137H123L121 140H120ZM163 142H167V140L166 141H163ZM110 145L111 144H113V145H116L117 143H119V140L118 139H110L109 140V142H108ZM196 161L198 162V163H201V159H196ZM53 162V159H52V157L51 158H49V159H47V165H48V163H52ZM244 164L246 165V166H249V163H248V161L247 160H244ZM75 198L76 199H78V197L77 196H75ZM132 238H135L134 236L132 237Z\"/></svg>",
	"mask_w": 264,
	"mask_h": 264
}]
</instances>
